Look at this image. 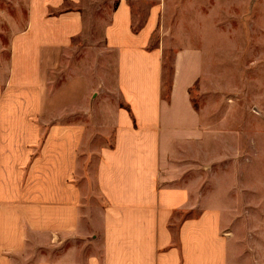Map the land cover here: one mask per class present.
Instances as JSON below:
<instances>
[{
  "label": "crops",
  "instance_id": "obj_1",
  "mask_svg": "<svg viewBox=\"0 0 264 264\" xmlns=\"http://www.w3.org/2000/svg\"><path fill=\"white\" fill-rule=\"evenodd\" d=\"M82 3L26 0L0 65V264H264V37L228 32L226 88L195 108L197 31L168 26L172 0H118L96 39L111 69L51 90Z\"/></svg>",
  "mask_w": 264,
  "mask_h": 264
},
{
  "label": "rangeland",
  "instance_id": "obj_2",
  "mask_svg": "<svg viewBox=\"0 0 264 264\" xmlns=\"http://www.w3.org/2000/svg\"><path fill=\"white\" fill-rule=\"evenodd\" d=\"M141 5L160 4L163 0H134ZM176 15L171 14L169 24L179 29L184 23L191 28L190 33H196L200 37L201 48L205 57V72L200 80L191 91V100L195 108L204 106L209 109L213 91L219 87L226 88L228 61L227 54L230 53L232 47L228 46V32L232 35L234 29L236 38H242L246 35L248 38L264 37V30L260 24L264 23V15L260 14V10L264 8V0H172ZM118 0H83L82 10L86 21V30L84 35V43L75 41L71 49L67 51L62 60V64L57 72L50 74V88L61 86L72 78L82 75V70L91 71L92 79H98V71L108 72V67L113 65V57H102L100 51L101 44L96 43V39L102 33L103 25L110 20L112 11L114 10ZM141 8V7H140ZM26 0H0V65L4 75L8 64V43L10 38L24 24L26 17ZM143 11V10H142ZM180 12L184 14H180ZM180 14V15H179ZM144 14H139V20L142 21ZM178 17H182L184 21L178 22ZM140 24V23H139ZM138 24V25H139ZM197 26L198 30H195ZM169 28V27H168ZM159 34H155L151 46L158 43ZM231 37V36H230ZM98 42V41H97ZM259 48L264 47L250 46L248 51L252 58H256ZM236 54L242 53V46L235 47ZM248 54V55H249ZM172 51L167 52L164 59L165 80L164 95L167 92L168 79L170 76ZM238 62H236L237 64ZM111 65V66H112ZM111 66L109 67L111 69ZM248 66L252 69L251 83L257 79L258 61H249ZM233 69V68H231ZM102 73V75H103ZM109 75L107 74V77ZM256 77V78H255ZM106 77H104L105 79ZM100 79H98L97 82ZM108 80V79H107ZM249 80V79H248ZM108 84V82H107ZM102 86V85H101ZM103 87V86H102ZM257 94L251 93L252 99L257 98ZM93 98L91 99V101ZM45 129L41 131L45 133ZM205 179V185L209 187V176ZM205 189L204 194H209V188Z\"/></svg>",
  "mask_w": 264,
  "mask_h": 264
}]
</instances>
